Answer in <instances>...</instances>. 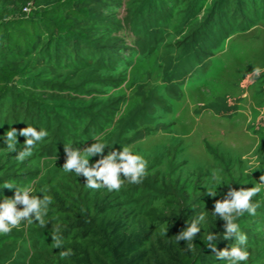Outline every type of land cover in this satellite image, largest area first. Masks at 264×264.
Wrapping results in <instances>:
<instances>
[{"label":"trees","instance_id":"trees-1","mask_svg":"<svg viewBox=\"0 0 264 264\" xmlns=\"http://www.w3.org/2000/svg\"><path fill=\"white\" fill-rule=\"evenodd\" d=\"M97 1L107 0H0V137L4 140L6 132L15 129L17 150H23L27 137L19 135L21 129L30 126L46 131L48 135L36 143L31 160L36 156H66L65 145L82 150L85 141L104 134L111 125L115 129L103 142L104 156L143 140L146 134L138 131L140 124L152 119L158 108H168V99L180 101L188 77L196 69L208 68L231 36L264 21V0H131L129 21L137 50L152 53L161 45L168 50L162 59L166 98L155 90L141 91L140 103L116 121L126 97H107L105 89L119 88L127 78L121 73L100 76L95 70L113 69L119 64L123 50L112 33H119L121 26L93 11L91 6ZM172 36L175 40L168 41ZM73 70L85 73L73 81ZM207 151L221 167L222 185L240 190L245 179L234 175L232 161L210 145ZM180 153L178 147L167 153L165 173L159 170L164 160L156 158L139 184L125 180L119 191L136 200L142 211L173 205L162 214L168 240L159 243L161 255L146 258L153 229L132 238L120 237L123 217L108 219L116 213L114 203L92 201L86 178L76 173L68 174L60 188H54V177L49 176L47 188L37 193L41 199L49 196L54 214L62 217L45 220V226L33 218L31 225L37 237L48 244H52L53 234L63 243L89 240L92 251L72 249L68 258L73 264H213L217 259L209 246V235L217 238L211 244L218 251L235 246L232 238H224L226 221L222 218L207 235L201 228L193 238V251L185 250V241L175 242L176 235L198 217L208 198L202 188L201 170L194 180L175 178L182 167L177 161ZM91 158L94 165L102 157ZM23 171L21 165L13 172L7 164L0 165V203L14 198L17 188L34 181L33 174ZM5 182L15 186L6 188ZM252 203L257 206L255 215L245 212L234 219L248 243L258 235L254 229L264 226L263 194L254 196ZM56 225L59 229L54 232ZM23 238L24 232L16 228L0 234V250ZM54 264H67L60 252Z\"/></svg>","mask_w":264,"mask_h":264},{"label":"rangeland","instance_id":"rangeland-1","mask_svg":"<svg viewBox=\"0 0 264 264\" xmlns=\"http://www.w3.org/2000/svg\"><path fill=\"white\" fill-rule=\"evenodd\" d=\"M131 0L97 1L91 6L100 17L121 26L119 33H112V38L122 48L121 60L113 69H97L96 75L117 76L123 74L127 81L119 88H107V97L125 96L126 102L116 121L127 115L141 101V91L144 93L157 91L165 96L163 80V56L168 52L161 45L152 53L141 54L135 46L136 38L130 29L129 3ZM175 40L172 36L168 41ZM126 48V49H125ZM254 67L262 69L259 76L253 73ZM66 74L67 71H63ZM85 70H73L72 80L77 81ZM100 90H102L100 88ZM180 101L169 100V107L158 108L153 118L140 124L138 131L144 132L145 138L128 149L133 154L141 155L150 167L156 158H162L164 164L159 168L165 173L168 166L167 153L180 148L178 162L182 167L176 175L177 180H194L196 172L204 173L202 188L215 192L200 207V213L205 215V221L200 224L203 234L207 235L218 227L220 217L213 215L214 203L226 197L228 188L222 185L223 173L219 163L207 151V145L218 149L227 156L233 164L236 177L245 179L240 188L259 187L264 196V184L260 177L264 176V21H261L250 31L238 32L231 36L219 49L206 69H196L188 77L182 87ZM115 125L109 126L104 134L95 137L97 141H106L114 132ZM131 132L130 135H135ZM95 140L85 141L82 150L90 147ZM7 145L0 137V165L7 164L11 172L17 166L23 167V172L35 176L34 181L20 189H31V195L36 196L40 190L47 188V178L54 177V188L64 187L65 177L75 172L66 173L63 165L66 156L47 157L33 154L23 162L15 159L17 152H9ZM123 151V150H121ZM90 166L93 165L89 157ZM213 174L218 180L213 179ZM92 201L99 204L114 203L116 213L108 217L109 221L120 219L125 222L119 230L120 237L132 238L143 231L154 230L151 244L147 246V259L162 254L160 242L166 243L168 234H162L165 226L162 214L168 212L173 205L167 203L163 210L142 211L133 198L121 192L109 191L107 188L90 189ZM22 210L23 205H17ZM58 221L62 217L53 212L52 203L48 214L44 217ZM20 229L24 238L7 243L0 250V264H54L61 250L83 247L92 251V243L84 240L73 244L63 243L62 249H55L52 244L40 240L31 224L22 221ZM258 234L252 243L244 247L249 253L247 261L239 264H264V226L254 229ZM232 240L237 245L235 237ZM80 244V245H78ZM67 264H73L71 258H65ZM213 264H227L216 260Z\"/></svg>","mask_w":264,"mask_h":264},{"label":"clouds","instance_id":"clouds-1","mask_svg":"<svg viewBox=\"0 0 264 264\" xmlns=\"http://www.w3.org/2000/svg\"><path fill=\"white\" fill-rule=\"evenodd\" d=\"M262 69L254 67L253 73L259 76ZM19 135L27 137L23 150L19 151L15 159L23 162L27 157L33 154V149L37 142L42 141L48 133L43 129L37 131L34 127H26L20 130ZM6 149L9 152H17V131L11 129L4 136ZM93 143L83 151L79 149L69 148L65 145L66 162L63 169L66 173L75 172L77 176L86 178V186L90 189L107 188L109 191L119 192L127 180L132 184H139L146 173L147 161L139 154H133L127 147H123V151H111L104 156L106 148L105 143ZM100 155L102 158L97 160L94 165L90 166L89 157ZM124 177L122 180L121 177ZM213 179L218 180V176L213 174ZM261 184H264V176L260 177ZM15 185L5 182L4 187L13 188ZM259 187L242 188L236 190L230 188L226 197L223 200H217L214 203L213 215L219 216L225 224V239H231L233 236L237 241V245L232 246L230 250L224 249L218 251L212 241L217 239L214 235H209L207 240L212 251L215 253L217 260L227 264H239V262L247 261L249 253L243 246L247 243V237L240 233L239 226L234 222L235 217L247 212L255 215L257 206L252 203V198L260 192ZM31 189L17 188L14 198L5 199L0 203V234H8L13 228H18L22 221H27L29 224L38 221L41 226H45L44 217L48 214L49 205L52 200L49 196L44 195L41 199L39 196L31 195ZM209 195L215 197V192L209 191ZM17 205H23L22 210ZM205 221V215L201 212L191 224L176 235V243L185 241V250L193 251V238L200 232L201 227H198ZM59 226H54V232L58 231ZM162 234H168L163 231ZM52 246L55 249L63 248V241L55 234L52 235ZM73 255L72 249L61 250L60 256L62 259Z\"/></svg>","mask_w":264,"mask_h":264}]
</instances>
